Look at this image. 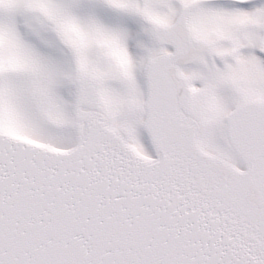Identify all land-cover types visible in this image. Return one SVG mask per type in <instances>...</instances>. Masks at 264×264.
I'll return each mask as SVG.
<instances>
[{
    "label": "snow or ice",
    "instance_id": "1",
    "mask_svg": "<svg viewBox=\"0 0 264 264\" xmlns=\"http://www.w3.org/2000/svg\"><path fill=\"white\" fill-rule=\"evenodd\" d=\"M0 264H264V0H0Z\"/></svg>",
    "mask_w": 264,
    "mask_h": 264
}]
</instances>
